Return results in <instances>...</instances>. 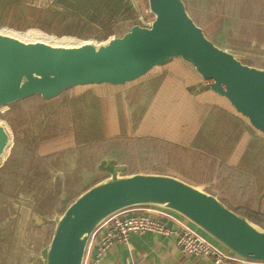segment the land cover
I'll return each mask as SVG.
<instances>
[{
  "label": "rangeland",
  "instance_id": "374dc122",
  "mask_svg": "<svg viewBox=\"0 0 264 264\" xmlns=\"http://www.w3.org/2000/svg\"><path fill=\"white\" fill-rule=\"evenodd\" d=\"M4 1L0 26L45 27L57 35L70 33L99 43L124 35L134 23H142L141 16L147 22L154 19L148 0H140L141 13L134 6L137 18L117 21L108 38L98 39L87 31L98 15L84 6L46 0L47 7H41V0H8L3 13ZM184 2L216 45L264 69V0ZM114 17L107 15L100 23L110 25L108 18ZM163 83L162 102L157 93ZM232 108L203 85L193 67L176 59L123 86H81L54 100L35 97L0 110V120L14 133L0 167V264H44L42 251L52 240L56 219L79 195L107 178L100 169L107 160L125 164L130 174L181 178L215 193L256 222L248 217L256 212L238 209L236 198L221 195V179L228 175L232 182L230 173H235L253 179L264 200V134L252 132ZM257 211L264 212V202ZM34 214L47 222L37 225Z\"/></svg>",
  "mask_w": 264,
  "mask_h": 264
},
{
  "label": "water",
  "instance_id": "95a60500",
  "mask_svg": "<svg viewBox=\"0 0 264 264\" xmlns=\"http://www.w3.org/2000/svg\"><path fill=\"white\" fill-rule=\"evenodd\" d=\"M132 2L141 13L140 1ZM148 4L151 22L141 16L142 23L101 43L42 28L0 26V110L33 96L51 100L79 86H123L181 58L198 72L205 87L226 97L264 134V69L245 64L216 45L189 14L184 0ZM36 31L56 39H43ZM13 143V130L0 122V167ZM100 169L108 177L79 195L56 219L52 240L42 251L44 264H83L92 234L106 219L145 205L170 209L231 252L264 262V228L219 197L168 174L127 175V166L114 160L104 161ZM33 219L37 225L47 222L38 214Z\"/></svg>",
  "mask_w": 264,
  "mask_h": 264
},
{
  "label": "built area",
  "instance_id": "2783aa9c",
  "mask_svg": "<svg viewBox=\"0 0 264 264\" xmlns=\"http://www.w3.org/2000/svg\"><path fill=\"white\" fill-rule=\"evenodd\" d=\"M145 232L175 237L183 253L211 258L215 264H264L231 252L180 214L156 205L131 207L106 219L92 234L83 264H99L114 244L128 243L132 234Z\"/></svg>",
  "mask_w": 264,
  "mask_h": 264
},
{
  "label": "trees",
  "instance_id": "16d2710c",
  "mask_svg": "<svg viewBox=\"0 0 264 264\" xmlns=\"http://www.w3.org/2000/svg\"><path fill=\"white\" fill-rule=\"evenodd\" d=\"M21 1L22 0H18V2H14V0H11V2L13 4H15V3L20 4ZM41 1L42 2L39 1L40 6L41 7H47V6H45L46 3H43L46 0H41ZM60 1H61L62 5L71 4L74 2L75 3L74 6L77 5L76 8H79L78 6L81 5V6H84V8L86 9L87 12H89V14H97L98 16H93L94 20L92 22L88 21L89 23H91L90 25H92V26H88L87 31L96 33V34H93V37H96L98 39L108 38L110 36V34L113 32V31H111L112 26L117 21L127 22V21H131V20H134L135 18H137V11H136V8L134 7V4L132 3L131 0H52V4L53 5H57V4L59 5ZM9 3H8V0H6V2L4 1L3 13L5 11V7ZM76 13H78V11H76ZM107 15H116V17L108 18V20H110V25L109 24L108 25L101 24L100 23L101 20H104ZM99 16H104V18L101 19V18H99ZM1 20L3 21L2 17H1ZM96 21H99L100 27H96L97 26L95 23ZM10 26L13 28H16V29L24 30L20 27L14 26V25H10ZM41 28L46 30L47 32H51L48 28H45V27H41ZM94 29H96L97 31H94ZM63 34H64V32L59 33V35H63ZM68 34H70V33H68ZM176 59L182 60L181 58H176ZM176 59H172L169 63H171L172 61H174ZM169 63H167V64H169ZM182 63H184V65H186V66L192 67V65H190L189 63H187L184 60H182ZM197 74H198V72H197ZM164 85H165V83H163L159 86L158 93H157V94H159V100L162 102L165 101V96L162 94ZM79 87H81V86H79ZM79 87H74V88H79ZM82 87H85V86H82ZM74 88H72V89H74ZM69 90H71V89H69ZM69 90H67V91H69ZM67 91H64L62 94H64ZM212 92H214V91H212ZM214 93L217 94L216 92H214ZM61 95H59V96H57L51 100L57 99ZM217 95H219V94H217ZM219 96H221V95H219ZM35 97H40V96H33V97L28 98V99L35 98ZM221 97L225 98L227 100L226 97H224V96H221ZM28 99H26V100H28ZM48 101H50V100H48ZM117 111L118 110L115 107L114 113H117ZM236 113L239 115L238 112H236ZM240 116H242V115L240 114ZM243 118H245V117H243ZM246 121H248V120L246 119ZM210 174H213V172H210ZM230 174H231L232 182H230V178L228 179V175H224L220 181V186L222 187L221 188V195L226 196V197L236 198L237 201L239 202L238 203V206H239L238 209L239 208L240 209H248L250 211L256 212V214H252V216H248V217L253 218V220L256 221L255 223L264 227V212L257 213L258 212L257 211L258 204L264 202V200L261 199V197L263 196L262 190H260V191L257 190L256 182L253 179H251L250 177H248V176H246V177L236 176L235 173H230ZM231 189H233L235 192H233V190H231ZM257 193H258V195H257ZM213 194H215V193H213ZM236 194H238V195H236ZM239 213H241V212H239ZM241 214L244 215L243 213H241Z\"/></svg>",
  "mask_w": 264,
  "mask_h": 264
},
{
  "label": "crops",
  "instance_id": "0c3cea01",
  "mask_svg": "<svg viewBox=\"0 0 264 264\" xmlns=\"http://www.w3.org/2000/svg\"><path fill=\"white\" fill-rule=\"evenodd\" d=\"M103 85H107V84H103ZM96 86H101V85H96ZM248 126L252 132H259V131H254L255 129L250 124ZM259 134L262 133L260 132ZM125 174L128 175L130 173L126 172ZM99 264H215V263L211 258L196 257L183 253L177 247L175 237H167L154 232H145L143 234H132L130 236L128 243L118 242L114 244L111 247L108 254L106 255V257L102 261H100ZM233 264H241V263L234 262Z\"/></svg>",
  "mask_w": 264,
  "mask_h": 264
},
{
  "label": "flooded vegetation",
  "instance_id": "af4514ba",
  "mask_svg": "<svg viewBox=\"0 0 264 264\" xmlns=\"http://www.w3.org/2000/svg\"><path fill=\"white\" fill-rule=\"evenodd\" d=\"M0 122H1L2 124H4V125L8 128V124H7V122H6L5 119H1Z\"/></svg>",
  "mask_w": 264,
  "mask_h": 264
},
{
  "label": "bare ground",
  "instance_id": "6f19581e",
  "mask_svg": "<svg viewBox=\"0 0 264 264\" xmlns=\"http://www.w3.org/2000/svg\"><path fill=\"white\" fill-rule=\"evenodd\" d=\"M46 36V35H45ZM48 40H50L51 38L56 39L55 37H46Z\"/></svg>",
  "mask_w": 264,
  "mask_h": 264
}]
</instances>
